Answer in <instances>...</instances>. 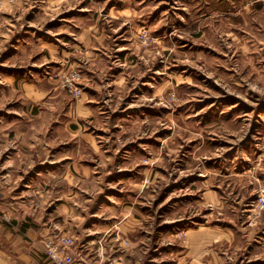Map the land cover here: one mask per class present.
Returning <instances> with one entry per match:
<instances>
[{
  "label": "rangeland",
  "instance_id": "rangeland-1",
  "mask_svg": "<svg viewBox=\"0 0 264 264\" xmlns=\"http://www.w3.org/2000/svg\"><path fill=\"white\" fill-rule=\"evenodd\" d=\"M2 141L26 264H264V0H0Z\"/></svg>",
  "mask_w": 264,
  "mask_h": 264
},
{
  "label": "crops",
  "instance_id": "crops-1",
  "mask_svg": "<svg viewBox=\"0 0 264 264\" xmlns=\"http://www.w3.org/2000/svg\"><path fill=\"white\" fill-rule=\"evenodd\" d=\"M7 144V145H5ZM13 143L10 141L7 142H0V165L3 162V157L7 151V149H11V151L6 154H10V162L13 164V166L17 164H21L22 166H27L29 168L30 163H35V144H31L30 147L27 150H18L17 145L13 146ZM29 145V144H28ZM2 170V167L0 166V177H3L4 173ZM5 227H0V251L4 253L5 256L8 257L9 255H14L12 258L17 260L18 264H20V261H23L26 263H29V256L28 251L29 248L25 245L24 240H22V237L20 234L16 233L14 236L9 235L8 232L4 233ZM26 230V228L24 227ZM2 236V238H1ZM9 236L11 238H9ZM3 248V249H2ZM5 249V250H4ZM2 253L0 252V264H3V259H1Z\"/></svg>",
  "mask_w": 264,
  "mask_h": 264
},
{
  "label": "built area",
  "instance_id": "built-area-1",
  "mask_svg": "<svg viewBox=\"0 0 264 264\" xmlns=\"http://www.w3.org/2000/svg\"><path fill=\"white\" fill-rule=\"evenodd\" d=\"M51 264H72L75 251L72 249V239L64 235L54 240L44 239L41 245Z\"/></svg>",
  "mask_w": 264,
  "mask_h": 264
}]
</instances>
